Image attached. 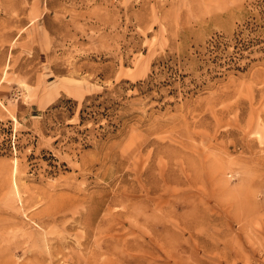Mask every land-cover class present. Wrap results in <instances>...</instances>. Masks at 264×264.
Wrapping results in <instances>:
<instances>
[{
  "label": "rangeland",
  "instance_id": "374dc122",
  "mask_svg": "<svg viewBox=\"0 0 264 264\" xmlns=\"http://www.w3.org/2000/svg\"><path fill=\"white\" fill-rule=\"evenodd\" d=\"M0 264H264V0H0Z\"/></svg>",
  "mask_w": 264,
  "mask_h": 264
}]
</instances>
